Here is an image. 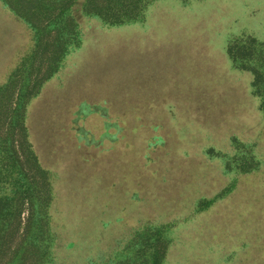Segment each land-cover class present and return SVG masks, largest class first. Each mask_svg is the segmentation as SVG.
<instances>
[{"label":"rangeland","instance_id":"rangeland-1","mask_svg":"<svg viewBox=\"0 0 264 264\" xmlns=\"http://www.w3.org/2000/svg\"><path fill=\"white\" fill-rule=\"evenodd\" d=\"M121 29L88 47L97 56L85 65L75 60L65 87L46 86L30 105L29 127L52 173L79 188L91 184L101 191L92 213L106 209L126 215L133 227L164 213L172 220L183 212L185 198L222 189L220 162L203 153L212 141L260 138L264 151V123L252 103L251 77L233 70L226 54L228 42L244 33L264 42V0H202L187 6L160 0L144 22ZM27 45L20 24L0 3V82ZM85 98L105 104L110 120L123 128L120 140H105L85 153L72 148L53 155L54 143L70 146L64 126ZM92 126L103 128L102 119L91 116L87 127ZM158 136L168 141L161 144ZM252 178L255 182L243 181L206 221L187 223L172 235L166 264H264V171ZM136 192L139 200L132 203ZM80 211L76 217L83 216L86 231L94 234L93 215ZM113 230L119 237L121 231Z\"/></svg>","mask_w":264,"mask_h":264},{"label":"trees","instance_id":"trees-1","mask_svg":"<svg viewBox=\"0 0 264 264\" xmlns=\"http://www.w3.org/2000/svg\"><path fill=\"white\" fill-rule=\"evenodd\" d=\"M159 1L0 0L28 37L25 52L0 82V264H166L172 235L187 223L206 221L235 196L243 181L255 182L252 177L264 171L260 138L244 141L229 136L220 143L212 141L203 153L208 160L220 162L225 179L222 189L211 196L199 191L197 198H185L183 212L172 220L164 213L132 227L126 215L113 216L106 209L92 213L101 201V191L91 184L79 188L42 162L29 127L30 105L51 82L66 85L75 71V60L85 65L87 58L97 56L88 47L113 29L144 22ZM176 1L187 6L202 0ZM260 40L241 34L228 42L226 54L233 70L251 77L252 103L264 123V42ZM69 115L70 122L64 126L69 150L62 149L57 140L58 148L51 151L55 156L72 148L85 153V149L101 147L105 140H120L123 128L110 120L105 104H92L85 98ZM91 116L102 119L103 128L88 129ZM158 138L161 144L168 141ZM139 197L134 193L131 202ZM83 208L94 217V234L86 231L88 221L83 216L76 217ZM113 228L121 231L119 237L112 236Z\"/></svg>","mask_w":264,"mask_h":264}]
</instances>
